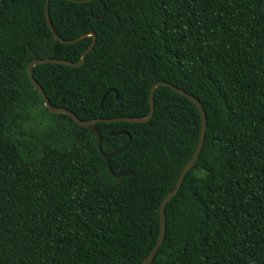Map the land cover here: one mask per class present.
Masks as SVG:
<instances>
[{"label":"trees","instance_id":"1","mask_svg":"<svg viewBox=\"0 0 264 264\" xmlns=\"http://www.w3.org/2000/svg\"><path fill=\"white\" fill-rule=\"evenodd\" d=\"M44 4L0 0V264H140L196 147L198 109L158 85L149 120L96 122L104 153L130 136L109 163L134 175L111 176L95 133L50 113L28 77L30 61H78L92 40H56ZM48 13L63 39L96 35L80 66H32L52 106L145 117L163 80L204 109L151 264H264V0H49Z\"/></svg>","mask_w":264,"mask_h":264},{"label":"water","instance_id":"2","mask_svg":"<svg viewBox=\"0 0 264 264\" xmlns=\"http://www.w3.org/2000/svg\"><path fill=\"white\" fill-rule=\"evenodd\" d=\"M70 1H76V2H85V1H91V0H70ZM48 3L49 0H45V19H46V23L53 35V37L58 40L61 43H74L82 38H84L85 36L91 35L92 36V40L91 42L88 44V46L82 51V54L79 58L78 61H70L67 59H62V58H53V57H45V58H39V59H34L32 61H30L27 66H26V70H27V74L28 77L32 83V85L34 86V88L40 93V95L43 98V102L44 105L46 107V109L50 112V113H65L67 115H69L73 122L76 123L79 126L82 127H86L87 129L91 130L93 133H95V135L97 136V150L99 152V154L104 158L105 164H106V168L109 171L110 175L115 177V178H120L122 176H126V175H134V172L131 171H116L114 172L111 167H110V163H109V158L114 156L115 154H117L118 152H120L122 149H124L129 140H130V136H128V139L126 141V143L116 149L115 151L111 152V153H104L101 149V135L98 131V129L95 126L96 122H115V121H128V122H144L147 121L151 118L153 110H154V106H153V91L156 88V86L158 85H165L167 87H169L170 89H172L173 91L179 93L180 95L188 98L190 101H192L199 112L200 115V133H199V137H198V141L196 144V147L191 155V157L188 159V161L184 164L182 170L180 171V174L175 182V185L172 189H170L166 195L162 198L160 205H159V234L157 237L156 242L154 243L153 247L151 248V250L149 251V253L146 255V257L143 259V261L140 264H151L152 263V259L158 249V247L160 246V244L163 241L164 238V233H165V227H166V221H165V216H164V207L166 205V202L177 192V190L179 189L184 175L187 173V171L192 167L194 161L197 158V155L202 147L203 144V140H204V134H205V128H206V115L204 112V109L202 107V105L200 104V102L198 101L197 98H195L194 96H192L191 94H188L187 92L183 91L182 89L166 82L163 80H158L155 81L154 83H152L150 89H149V111L147 113V115L145 117H132V116H117V117H111V118H94V119H88V120H82L79 119L72 111H70L69 109L65 108V107H56V106H52L50 104V102L48 101L45 92L43 91L42 87L38 84V82L34 79L31 68L33 65L35 64H42V63H59V64H64L67 66H71V67H77L80 66L85 59L86 54L90 51V49L92 48L93 44L95 43V39H96V35L94 32H88V33H83L77 37H74L72 39H63L61 38L53 29L50 18H49V13H48ZM111 90V89H109ZM107 93V92H106ZM106 93H104V95H102L101 99H100V106H101V102L103 100V98L105 97ZM117 96V95H116Z\"/></svg>","mask_w":264,"mask_h":264}]
</instances>
